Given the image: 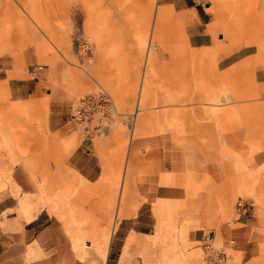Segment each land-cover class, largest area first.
Segmentation results:
<instances>
[{
    "label": "rangeland",
    "instance_id": "374dc122",
    "mask_svg": "<svg viewBox=\"0 0 264 264\" xmlns=\"http://www.w3.org/2000/svg\"><path fill=\"white\" fill-rule=\"evenodd\" d=\"M91 1L103 9L97 15L91 8L84 9L86 25L75 12L77 3L68 5L73 17L67 28L70 32L60 36V54L56 0H0V67L6 70L0 72V78L4 77L0 80L1 225H6L5 217L13 218L12 226L19 230L27 224L31 218L19 216L21 201V206L36 207L37 215H45L56 242L70 247L76 263L102 264L108 248L97 249L94 236L100 233L104 238L110 233L121 179L130 178L126 202L118 204L124 205L125 216L119 218L116 232L123 231L117 249L109 250L106 264H117L119 259L122 264H203L202 240L207 236L226 254L223 264H264V164H251L264 159V100L257 101L261 105L256 118L252 114L249 119L236 114L204 115L205 139L214 145L208 148L193 131V121L177 123L165 117L161 102L156 100L159 91L153 85L155 97L146 105L142 135L129 144L126 135L134 119L128 117L135 111L143 70L136 51L142 29L134 25L108 31L105 0ZM156 6L167 11L164 30L169 39L177 37L181 45L185 39L194 40L202 63L213 62V71L231 70V90H264V44L251 46L255 38L264 43V0L220 5L213 0H160ZM189 28L195 32L189 35ZM55 56L58 62H67H63L61 80ZM168 61L166 53L161 62ZM83 100L96 102L86 125L73 118L77 103ZM49 117L59 118L60 125L50 126ZM58 127L69 132L68 136L59 134ZM188 135V144L200 148L191 159L181 148ZM82 147L88 154L85 162L98 169L94 184L78 173L85 185L80 183L65 169L72 168L69 164ZM203 150L207 165L202 163ZM165 161L176 164L187 179L186 187L164 179L174 174L172 167L163 166ZM54 167L58 169L54 171ZM103 170L108 173L101 183ZM54 173L64 178L63 184H52ZM225 177L233 181V191L227 195ZM151 178L154 181L150 182ZM98 184L106 186V196L86 192ZM108 186L114 190L111 202L107 201ZM163 188L180 191L159 195ZM220 201L226 204L223 212ZM74 204L79 205L82 221L80 217L58 218L64 224L81 226L78 248L56 216L58 207L65 215L67 206ZM132 230L135 234L127 241ZM152 231L154 236L149 235ZM77 250H82L83 256ZM27 252L29 258L37 257L31 247Z\"/></svg>",
    "mask_w": 264,
    "mask_h": 264
},
{
    "label": "bare ground",
    "instance_id": "6f19581e",
    "mask_svg": "<svg viewBox=\"0 0 264 264\" xmlns=\"http://www.w3.org/2000/svg\"><path fill=\"white\" fill-rule=\"evenodd\" d=\"M159 1L105 0L106 6L104 9L106 12L104 20L108 31L115 29L123 31L124 28L127 30L128 27L131 28L134 25L142 29V36L136 42V51L139 60H142L143 70L138 95L136 97L135 111L128 117L129 119H134V124L130 132L126 135L127 141L130 142L133 139H138L141 134V129L145 124V119L148 114L146 105L148 107L150 98L155 97L152 91L154 85V88L159 91L156 95V100L161 102L163 106L162 113L165 117L175 120L177 123L181 120L193 121V131L200 134L205 140V144L202 146L206 145V147H209L213 143L205 139V123L202 121L204 115L211 113L213 115L232 116L236 114L241 118L247 115L246 118L249 119L251 117L248 118V115L252 114L254 115L253 118H256L260 114L259 107L261 105V102L257 101L264 100V90L255 87L250 88L249 91L241 89L231 90L228 81V75H230L231 70L223 71V68H220L219 71H213V62L206 60V62L202 63L200 54L196 51L198 44L194 40L186 41L185 39L183 41L185 44L183 43L181 45L178 43L180 40L177 37L178 41L176 38L170 37L169 39V36L166 35V31L164 30L166 27L164 25L167 11L160 6H156ZM232 1L234 0H213L218 5ZM71 2L77 3L75 12L82 18L83 25H86L84 9L87 11V9L90 10L91 8L93 15H97L99 10L103 9V7L93 5L91 0H56L55 21L59 34L57 51L60 54H62V38L60 36L64 32H70H68L67 28L71 27L69 24H71V18L73 17L69 14L70 7H68ZM154 7H156V10ZM131 9H134L136 16H133L134 12L129 13ZM113 11L118 13L119 17H117L119 20H116ZM154 11L155 13L152 17V12ZM188 31L190 35L192 32H195V29L189 28ZM251 43L252 47H259L258 45L264 44L260 38L253 39ZM166 53L168 54L169 61L166 63L161 62V60H164ZM243 60L245 62L246 58H243ZM239 93L242 94L238 95ZM104 95L101 94L100 97H104ZM235 97L237 98V102H234ZM90 103L91 100H83L77 103L73 118L86 125L88 119L86 118L82 121L81 118L83 115L81 114V109L91 108ZM95 103L93 100L91 114ZM262 105L264 104L262 103ZM255 161L253 160L251 164H254ZM117 221L118 217H114L113 227H115ZM207 237L202 240V244H208L210 250L205 251L202 247L204 252L203 264H211L208 256L211 255L212 251L220 253L222 256L224 255L223 261L220 262V264H223L226 259V254L220 248H216L213 238Z\"/></svg>",
    "mask_w": 264,
    "mask_h": 264
},
{
    "label": "crops",
    "instance_id": "0c3cea01",
    "mask_svg": "<svg viewBox=\"0 0 264 264\" xmlns=\"http://www.w3.org/2000/svg\"><path fill=\"white\" fill-rule=\"evenodd\" d=\"M129 35H126L125 37L127 38V40L129 41ZM55 63H57L58 68H61V70H59L58 73V77L61 80V76H62V69H63V62L67 63L66 61H61L58 62L57 57L55 56ZM132 62L133 61V57L131 58ZM134 68H137V66H134ZM5 68L0 67V72L1 74L5 73ZM67 73V71L65 72ZM4 79L0 78V80ZM51 117L48 118V123L51 126L53 124L54 126H59L60 125V119L59 118H53L50 119ZM57 131L59 134L61 133H66L65 136H68L69 132H65L64 129L62 127H58ZM171 139L173 140L172 137H175L173 135H171ZM180 137V136H179ZM181 138V137H180ZM189 135L187 137H185L182 141V143L184 144V146L181 148H183V150L185 151V157L191 159L193 157V154L195 153L194 150L196 149H200L199 147H197L196 145H189L188 142L186 141L187 139H189ZM202 139V144H205V140L203 138ZM200 138H198V142H199ZM138 141V139H133L132 141L129 142V144H135ZM186 141V142H185ZM200 142V144H201ZM174 143V142H173ZM201 144V145H202ZM212 145V144H211ZM213 146V145H212ZM201 147V146H200ZM203 147H206L203 146ZM211 147V146H209ZM208 147V148H209ZM84 153V154H83ZM85 155L87 154V151L85 149L80 148L79 150L76 151L75 155L73 156L71 165L72 168H66L67 170H69V174H71L73 176V178H76V180H78L80 183L85 185V181H87L89 184H94L95 182H97L96 180H98V169L95 168L94 166H89L86 162H85ZM202 163H205V165H207V160H206V155L205 152L202 151ZM260 164H264V159L261 160H256L254 162L253 165L258 166ZM218 165V164H217ZM163 166H169L172 167L174 170V174L172 175H168V176H164V179H169L170 181L173 182V184L175 185H179V184H183L186 187V182L187 179L186 177H184L180 171H178L176 164H174L173 162L171 163L170 161H165V164ZM221 168V167H220ZM58 168L54 167V171H56ZM63 170L64 168H59V170ZM78 173L81 175V177L84 179H81L78 176ZM107 171L102 172V175L99 179V181L101 182V180L104 179L105 174H107ZM61 174V171H60ZM111 180V179H110ZM128 180L129 179H125L122 177L121 182H120V188H119V192H118V199H117V206H116V210L114 212V217H118V221L119 218L122 219L125 216V211H124V205H122L120 207V205L118 206V204L120 202H126V194L125 192H127V185H128ZM150 182L154 181V178L149 179ZM225 180L228 182V186L225 189V193L230 194L233 190H232V182L230 179V181H228V179ZM126 181V184H125ZM235 181V180H234ZM62 182V183H60ZM64 182V178H60L58 175H52V184H63ZM102 183V182H101ZM100 184L98 185H94L90 186L88 188V191H86L87 193L91 194V195H99L101 193H103L106 196V193H104V190L107 191V188H105L106 186H100ZM178 190V191H177ZM108 191H109V199L107 201L111 202V198H113V187L112 186H108ZM180 189H169V188H163L161 190H158L159 195H163V196H167L168 194H172V195H177L179 193ZM106 201V200H105ZM20 203H22L21 201L19 202L18 205V212H19V216L20 217H29L31 218L30 220H27V224H24L22 226V228L19 230L16 226H12L13 222L12 219L13 218H7L5 217L4 221L6 222V225H1L0 223V264H78L74 261L73 258V254L70 251V247L65 244V243H61V242H56V236H55V232L51 229H49V226L46 224V220H45V215L42 213H39L37 215V209L36 207L33 208L32 210L30 209V206H27L26 204H24V206H21ZM64 205V202H62ZM66 205V204H65ZM53 206V203H52ZM59 206V204L57 205ZM178 207V206H177ZM224 207H226V204H224L223 202L221 203V201L219 202V210L223 212ZM79 205H73L72 208L67 206L66 209V213L64 215V213L62 212L61 208L58 207V210L56 209V216L57 218L59 216L63 217L65 216L67 219H71V218H79L80 217V213H79ZM49 209V208H48ZM164 209V208H163ZM229 209V208H228ZM51 210V209H50ZM175 210V208H174ZM32 212V213H31ZM54 212V209H53ZM55 213V212H54ZM59 214V215H58ZM37 215V216H36ZM36 216V217H35ZM157 216V215H156ZM160 217V216H158ZM157 217V218H158ZM35 218V219H34ZM58 220H60L58 218ZM80 221H82L83 219H81V217L79 218ZM62 222V224L65 227V230L70 234L73 245L75 247H79L80 244L82 243L81 241V233L83 232L82 229H80V225H78L76 223V225H70L68 222L67 224H64L62 220H60ZM118 221L116 222V225L118 223ZM1 222V219H0ZM81 223V222H80ZM116 225L115 227H113L112 224V228L110 230V233L107 235V237L104 236V238H102L103 235H101L99 233V235H95L94 236V244H97L95 247L97 249H106L108 248V251L106 250L105 253H103V263L102 264H106L107 263V258H108V252L109 250H116L117 249V238L119 237L120 233L123 231L122 229L118 232H116ZM99 230V229H98ZM96 231V233H98L99 231ZM108 228L106 229V232L104 234H107ZM116 232V233H115ZM115 239H114V235ZM135 233H133V230L130 232V235L127 239V241H131L133 236ZM150 236H154L153 231L151 232V234H149ZM104 245V246H102ZM27 247H31L32 250H34V252L36 253L37 257L34 258H29L28 252H27ZM87 247H89V245H87ZM203 251V249H202ZM241 252H245V250L242 248ZM76 253L78 255L83 256V252L82 250H77ZM178 253L180 254V252L178 251ZM110 254V252H109ZM117 264H122V260L119 259Z\"/></svg>",
    "mask_w": 264,
    "mask_h": 264
},
{
    "label": "built area",
    "instance_id": "2783aa9c",
    "mask_svg": "<svg viewBox=\"0 0 264 264\" xmlns=\"http://www.w3.org/2000/svg\"><path fill=\"white\" fill-rule=\"evenodd\" d=\"M90 106H91V108L89 107V109H87V108L81 109L82 110L81 114L83 115L81 118L82 121L86 118L89 119L90 114H91L90 111L93 108V100H91ZM206 238H208V237H206ZM202 247L204 248L205 251L210 250V248H209L210 246L208 244H202ZM208 258H210L211 264H220V262L223 261V259H224V255L222 256V254L215 253L214 251H212L211 255H209Z\"/></svg>",
    "mask_w": 264,
    "mask_h": 264
}]
</instances>
